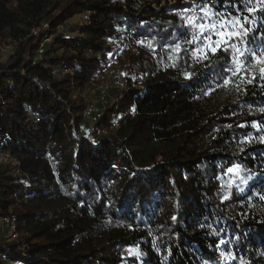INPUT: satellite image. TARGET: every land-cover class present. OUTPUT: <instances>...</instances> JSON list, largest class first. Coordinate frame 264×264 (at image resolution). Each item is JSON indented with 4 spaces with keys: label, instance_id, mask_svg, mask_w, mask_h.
<instances>
[{
    "label": "trees",
    "instance_id": "1",
    "mask_svg": "<svg viewBox=\"0 0 264 264\" xmlns=\"http://www.w3.org/2000/svg\"><path fill=\"white\" fill-rule=\"evenodd\" d=\"M204 6L243 11L0 0V264H264V80L221 87L232 50L192 54ZM251 20L242 50L264 48Z\"/></svg>",
    "mask_w": 264,
    "mask_h": 264
},
{
    "label": "snow or ice",
    "instance_id": "2",
    "mask_svg": "<svg viewBox=\"0 0 264 264\" xmlns=\"http://www.w3.org/2000/svg\"><path fill=\"white\" fill-rule=\"evenodd\" d=\"M242 3L243 11L238 15L218 13L214 11L212 6H204L200 11L203 12L204 17L209 18V20L215 18L214 22L197 23V19L202 18L196 17L195 15L188 16L186 20L187 26L195 27L200 30V34H194L190 42L197 44L203 40L202 48L207 50L202 51L201 48H194L192 53L194 56L199 57L202 55L207 59L208 51L214 54L217 50L223 52L232 50L231 63L235 65V68L230 69L231 75L224 79L223 85H219L221 87L232 84L233 81L231 77L237 76L241 72L244 73V77L248 84H252L255 79L264 80V48L257 47L253 49L245 47L242 50L233 43V40L243 41L245 36L252 31L251 25L254 24L255 21L251 20V16L256 12L264 13V0H242ZM208 32H211V35H205V33ZM213 36L215 39H213ZM179 50L180 46L177 45V51ZM240 58L244 59L243 63ZM245 64H247V67H245ZM186 75L189 77L191 76L190 73ZM236 88L239 89V85H236ZM260 111L264 112V108H261ZM255 127L259 128L260 125L257 124ZM260 139L261 142H264V137ZM249 142H251L250 138ZM233 171V168L228 169L229 173ZM261 199H264V196H262ZM220 243L225 244L226 241L221 240ZM225 256L229 257L230 254L225 253Z\"/></svg>",
    "mask_w": 264,
    "mask_h": 264
},
{
    "label": "built area",
    "instance_id": "3",
    "mask_svg": "<svg viewBox=\"0 0 264 264\" xmlns=\"http://www.w3.org/2000/svg\"><path fill=\"white\" fill-rule=\"evenodd\" d=\"M36 32V31H35ZM109 75H110V78L112 80V85L115 86V87H120L123 83V80H124V75H123V70L120 69V67L118 66H113L110 68L109 70ZM108 100L106 97H102L101 98V102L104 104L106 103ZM99 106L95 105V104H90L89 106V111L90 112H98L99 111ZM12 229L14 230L15 229V226L13 225L12 226ZM16 236V235H15Z\"/></svg>",
    "mask_w": 264,
    "mask_h": 264
},
{
    "label": "rangeland",
    "instance_id": "4",
    "mask_svg": "<svg viewBox=\"0 0 264 264\" xmlns=\"http://www.w3.org/2000/svg\"><path fill=\"white\" fill-rule=\"evenodd\" d=\"M6 49L2 50L3 53H6ZM102 88L103 91L105 92L106 95L112 96L115 92H114V88L112 87V84L110 82V76L108 77V81H104L102 84ZM93 94V92L91 93V95ZM91 97H93L95 99V102L97 101V96L96 95H92ZM6 158V157H5ZM3 158V159H5ZM12 232V229L8 226V224H6L4 222V220L0 219V235L3 236H7ZM226 261H223L222 263L224 264Z\"/></svg>",
    "mask_w": 264,
    "mask_h": 264
}]
</instances>
